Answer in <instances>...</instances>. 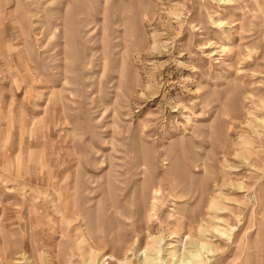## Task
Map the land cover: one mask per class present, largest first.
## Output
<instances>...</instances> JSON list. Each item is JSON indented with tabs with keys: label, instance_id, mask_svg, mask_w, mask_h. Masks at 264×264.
<instances>
[{
	"label": "rangeland",
	"instance_id": "374dc122",
	"mask_svg": "<svg viewBox=\"0 0 264 264\" xmlns=\"http://www.w3.org/2000/svg\"><path fill=\"white\" fill-rule=\"evenodd\" d=\"M159 248L264 264V0H0V264Z\"/></svg>",
	"mask_w": 264,
	"mask_h": 264
},
{
	"label": "bare ground",
	"instance_id": "6f19581e",
	"mask_svg": "<svg viewBox=\"0 0 264 264\" xmlns=\"http://www.w3.org/2000/svg\"><path fill=\"white\" fill-rule=\"evenodd\" d=\"M201 246L203 247V243H194L191 244V247H198ZM163 251L159 248L157 250H154V254H155V258L149 257V258H144L143 259V264H155L156 261L158 260L160 254ZM170 260L171 264H198L199 262H197V251L193 250V251H183L178 257L175 256V253H168L167 254ZM87 264V263H86Z\"/></svg>",
	"mask_w": 264,
	"mask_h": 264
}]
</instances>
